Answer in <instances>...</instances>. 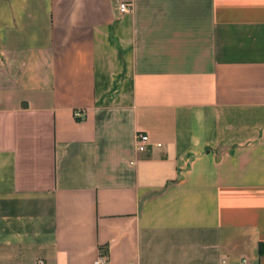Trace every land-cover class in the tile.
Instances as JSON below:
<instances>
[{"label": "crops", "instance_id": "1", "mask_svg": "<svg viewBox=\"0 0 264 264\" xmlns=\"http://www.w3.org/2000/svg\"><path fill=\"white\" fill-rule=\"evenodd\" d=\"M261 242L264 0H0V264H264Z\"/></svg>", "mask_w": 264, "mask_h": 264}, {"label": "built area", "instance_id": "2", "mask_svg": "<svg viewBox=\"0 0 264 264\" xmlns=\"http://www.w3.org/2000/svg\"><path fill=\"white\" fill-rule=\"evenodd\" d=\"M116 10L117 13L123 14L127 13L131 10V5L127 2H121L116 5ZM136 141H137V148L139 151L144 152L148 151L151 147L154 145L156 146H161V143H152L150 140V137L147 133L144 132H138L136 136ZM224 263L226 262L225 260L223 261ZM97 264H105L106 263V258L105 257H100L96 261ZM36 264H45L43 260H40Z\"/></svg>", "mask_w": 264, "mask_h": 264}, {"label": "trees", "instance_id": "3", "mask_svg": "<svg viewBox=\"0 0 264 264\" xmlns=\"http://www.w3.org/2000/svg\"><path fill=\"white\" fill-rule=\"evenodd\" d=\"M260 252L264 253V242L260 243Z\"/></svg>", "mask_w": 264, "mask_h": 264}]
</instances>
